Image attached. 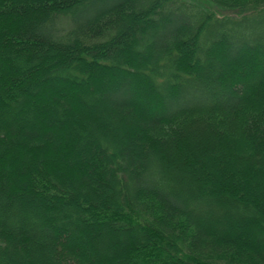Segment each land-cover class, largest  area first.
<instances>
[{
  "label": "trees",
  "instance_id": "trees-1",
  "mask_svg": "<svg viewBox=\"0 0 264 264\" xmlns=\"http://www.w3.org/2000/svg\"><path fill=\"white\" fill-rule=\"evenodd\" d=\"M202 1L0 0V264H264V0Z\"/></svg>",
  "mask_w": 264,
  "mask_h": 264
},
{
  "label": "rangeland",
  "instance_id": "rangeland-1",
  "mask_svg": "<svg viewBox=\"0 0 264 264\" xmlns=\"http://www.w3.org/2000/svg\"><path fill=\"white\" fill-rule=\"evenodd\" d=\"M192 2L193 1H195L196 3H199V4H201V5H205L204 4V2L202 1V0H191ZM2 65H1V63H0V67H1ZM134 91H135V93H136V98L138 99V100H142V96H141V94L140 93H137V90H136V87H134ZM244 91L246 92V93H254V87H250V88H248V89H244ZM4 118L5 116L2 114V115H0V119L1 118ZM27 120H29V118L27 117V116H22L21 118H20V120H19V124H22V123H25V122H27ZM39 125L44 129V128H47L48 126L45 124V125H42V124H40L39 123ZM205 205H204V208H206V207H211V209H212V213L210 214V221H211V223L212 224H214V225H218V223L220 222V219L222 218V217H224V218H226L227 220H229L230 222H235V216H234V214H232V213H228V212H225V213H222V212H218L217 210H216V205L210 200V201H208L207 203H204ZM207 209V208H206ZM217 211V212H216ZM243 222H245V220H241V221H236V226L238 227H241L242 226V224H243ZM226 228V232H225V236H231V235H240V234H235L234 233V231L235 230H233V228H231V226H226L225 227ZM240 237H244V238H246L248 241H250V242H252L256 247H261V248H264V241H261V243L259 242V241H257L256 240V238L254 239L253 238V236L251 235V232H248V233H244V234H242L241 233V235H240ZM112 244H113V246L115 245V242H112ZM84 248H86V250H89V246H88V244L86 245H84ZM106 252H107V250L106 251H104L103 253H102V258H105L106 256Z\"/></svg>",
  "mask_w": 264,
  "mask_h": 264
}]
</instances>
